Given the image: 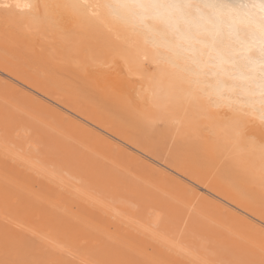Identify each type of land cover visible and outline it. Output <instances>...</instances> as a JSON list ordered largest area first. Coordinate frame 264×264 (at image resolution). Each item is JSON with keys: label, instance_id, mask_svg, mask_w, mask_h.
I'll use <instances>...</instances> for the list:
<instances>
[{"label": "bare ground", "instance_id": "obj_1", "mask_svg": "<svg viewBox=\"0 0 264 264\" xmlns=\"http://www.w3.org/2000/svg\"><path fill=\"white\" fill-rule=\"evenodd\" d=\"M115 2L0 0V76L12 78L0 77V98L9 103L0 102V156L12 161L3 170L23 190L39 182L46 207L35 206L31 197L23 219L32 223L37 214L43 227L56 220L63 242L115 237L133 257L145 255L141 261L130 255L124 264H264V120L247 110L214 106L186 73L161 61L142 33L117 17ZM86 29L95 30L96 38L84 35ZM57 90L73 114L59 107L61 99L50 98ZM164 111L174 119L166 133L190 155L182 164H161L144 149L129 151L123 139H134L132 132L121 138L126 123L139 133H161L153 120ZM27 127L34 128L29 137L20 133ZM41 129L51 133L45 148L35 145ZM249 134L256 143L246 151ZM193 181L205 190L199 192ZM2 200L11 210L8 196ZM170 200L182 206V214L170 209ZM144 201L166 216L159 231L147 226L145 209H138ZM188 211L185 226L172 223ZM22 236L0 225V264H28L8 251L19 250ZM52 238L28 246L35 263L76 264L51 251L58 247Z\"/></svg>", "mask_w": 264, "mask_h": 264}, {"label": "clouds", "instance_id": "obj_2", "mask_svg": "<svg viewBox=\"0 0 264 264\" xmlns=\"http://www.w3.org/2000/svg\"><path fill=\"white\" fill-rule=\"evenodd\" d=\"M113 12L214 106L264 120V0H116Z\"/></svg>", "mask_w": 264, "mask_h": 264}, {"label": "rangeland", "instance_id": "obj_3", "mask_svg": "<svg viewBox=\"0 0 264 264\" xmlns=\"http://www.w3.org/2000/svg\"><path fill=\"white\" fill-rule=\"evenodd\" d=\"M76 25H78V24L76 23ZM74 26H75V24L72 25V27H74ZM83 31L84 32H82V33L84 35L87 33V35H90V34L92 35L91 36L92 39H95L96 38V36H94L97 33L95 30L86 29V30H83ZM0 51H1V49H0ZM146 66H148V65H146ZM149 67H150L152 76H155V69H154V67H152L151 65H149ZM1 74L2 75H7L4 72L1 73ZM2 75L0 76V77H2V79H7V80L12 79V78H7V77H9L8 75L7 76H2ZM19 87H21L22 89L24 88L23 90H25V89L28 88L26 91H29V93H33L32 91H34V90H32L31 88H29L27 86H25V87L19 86ZM30 89H31V91H30ZM34 93H36V92L34 91ZM60 94L61 93L58 92V90H57V91L53 92L52 96L50 95L51 97L50 96L49 97L52 98V99L55 98L54 100H56V98L63 100V102L61 100H57L59 103L61 102L60 104L62 105V106L61 105L60 106L58 105V106L61 107V109H63V110H65V108H67L68 111L67 110H65V111L71 112V109L64 103V102L69 103L68 102L69 100L66 99V98H64ZM38 96H42V95L38 94ZM5 101L7 102V100H5ZM5 101L3 99L0 100V102L3 103V104L5 103V106H6L9 103L8 102L6 103ZM79 101H80V103L82 101L83 104L81 103V105L85 106L87 108V110L90 109L88 107V103L89 102H84V101H87V100H85L84 98H79ZM63 105H64L65 108H63ZM144 109H145V111H146L147 114L152 113V111H153V109L151 107H146L145 106ZM147 109H150V110H147ZM75 113L79 114L80 112L76 111ZM84 113H86V111ZM88 113L91 114V111L89 110ZM23 114L25 116H29L28 119H30V117L31 118H34L32 115H29L27 113L26 114L23 113ZM109 115H111V113H109ZM169 117H170L169 112L168 111H164L162 113V115H161V118H156L155 120H153V122L156 121V122H154V124H155L157 130L158 131H161V133H159V134L157 133V134H154V135H152L153 133H151V134L139 133L140 131L139 130H136V128L134 127V125H131L130 124L131 126H129V124H127V123L124 124L125 125V129L123 127L124 125L122 126L123 127L122 129H124L125 132L123 130V132H122L123 135L120 134L121 135V138L123 139V138L127 137L128 134H125V133L132 132L134 134V136H133L134 139L133 138H131V140L130 139L125 140L127 138L123 139L124 142L129 141L128 143L127 142L124 143L125 145H127L125 147H127L129 151H133V149H135V151H139L140 152V151H142L144 149L143 150L144 153L151 154L152 157L150 155H148V156H150V158L155 157L153 159H155V160L158 159L157 161H159V162L161 160V162H160L161 164L162 163L163 164L165 163L166 165H173L174 163H179V164L184 163L189 158L190 155H188L185 152V148L183 146H181L180 143L177 144V138H176V136H172L169 133L168 134L166 133L167 127L170 124H171V126L174 125V119L173 120L172 119H169ZM36 120H37V118H36ZM38 123H40V125L43 124V126H44V123H42L41 121H38ZM29 124L30 123H26L25 125H29ZM32 124H33L34 127L40 126V125H36L35 126L34 125L35 124L34 122H32ZM126 125H127V127H126ZM155 126L151 125V127H154V128H155ZM23 127H26V126H23ZM41 128H44V127H42V125H41ZM33 129L30 128V127H27V128H24L23 129L24 132L21 130L20 133H25L23 135H25V136H28L29 135L30 136L29 133L33 134L31 132V130L33 131ZM97 129H99V128H97ZM99 130L102 133L108 134L104 130L102 131V129H99ZM127 130H128V132H127ZM15 131H17V129ZM28 131H30V132H28ZM48 133H50V131L48 132L45 129H41L39 131V137H40L41 143H40L39 140L36 141V139H37L36 138L35 139V142H36L35 145L37 147H43V148L48 147V145H47L48 142H49ZM26 134H28V135H26ZM122 136H125V137H122ZM140 139H142V140L139 141ZM135 141H136V143H135ZM143 141L145 142V144H144ZM244 141H245V146L244 147H245L246 151L250 149V146H253L254 145L253 143H256V140H255L254 136L251 135V134H249ZM30 142L32 143V141H30ZM130 142L131 143H134V145L132 144L133 145L132 146L131 144H129ZM140 144L142 146H140ZM130 146L131 147H134V148L132 149ZM135 146H140L141 148L143 146H145V147H143L141 149L139 147L136 148ZM129 147L131 148V150H130ZM148 148H150V149L148 150ZM136 149H138V150H136ZM139 149H141V150H139ZM150 152H152V153H150ZM0 159L2 160V161L0 160L1 161L0 162V204L3 203L2 202L3 201L2 200V196L3 195H7L8 196V199H10V202L12 203L11 204L12 205L11 210H7L6 208L3 207L4 205H0V225L6 226V227L7 226L8 227H12L15 230H18V231L20 230L21 232H23V236L22 237H19V238H21L20 239V244H17V246L19 247L18 248L19 250H17L14 247H12L11 249H9L8 248V245H6V247L8 248V251H11V252L17 254V258L18 259L20 257H22L24 259V261L26 260V262L28 264H37V263H35V260L34 259H36V258L33 257V254L31 252L27 251V249H30L28 246H30L31 243L36 242L35 240H44V238H45L44 241H46V242L48 241L49 242L50 241L49 238H52V237H53L52 239H54V241H55L54 244L57 245L58 247H55V246L54 247H51L53 250H51V249L50 250L51 251H54V252H59V253L62 252V254L66 255V258L68 257L69 259H71L74 262H76V264H119V263H123V261L125 262L126 259L130 257L131 253H130V251L128 249L129 246H127L126 243H123L122 241H119V242L116 241L117 239L115 237H109L108 239L106 238L107 240L106 239L105 240H102L104 236L102 237L100 235V237H101L100 239L99 238L98 239H95V238L92 239L94 237L93 236V237H88L87 239H77L75 241H69L67 243L65 241L63 242L58 236H56L57 235V232H61V233L65 234V232H62L61 231L62 230V229H60L61 225L56 220H54V224L51 223V224L46 225V226L43 227L38 222L39 219L41 218V216L38 217V215L36 214L33 217L34 220H32V223H29L28 221H25L23 218H25V217L28 216V214H27V212H28L27 211L28 205L29 206H32V204H30V198L31 197H32V199H34L31 202L35 206H37L39 208L44 207L46 209L45 204L42 202V198L44 197V195L42 193L43 192V188L41 187V185H40L39 182L35 181V182H33V185L34 186L28 190V191H31V190H33V191L28 192L27 190L21 189L19 187V185L11 182V180L9 179V176H7V173L4 172L5 170H3V168L6 167L5 165L8 166V164H11L12 161L11 160L9 161L8 158L5 159L3 156H0ZM205 160H206V158H205ZM3 161H5V162H3ZM202 163H204V162H202ZM19 168H22V167L19 166ZM120 169H121V167H120ZM263 173H264V171H263ZM38 177L42 178V176H37V178ZM125 177H126V175H125ZM40 178L38 180H40ZM127 178H129V175H127ZM131 178H132V176L130 175V178L129 179H131ZM193 182H191V183H193L191 186L194 185L193 187L194 188H198L199 192L205 190V188L202 185H200L198 182H195V181H193ZM147 185H148L149 188H151V185L150 184H147ZM195 186H197V187H195ZM262 190H264V188ZM32 193H34V194H32ZM142 203H141L142 206H140L138 209H141L143 211L145 209V212L147 213V215L149 217V221H150V224H148L147 226H149V227H151L153 229H157L155 231H159L157 227H159L160 226L159 224H161V222H163L162 219L166 218V216L164 215L163 211L161 209H159L155 204L150 203L149 201H146V202L144 201ZM46 204H48V203L46 202ZM83 205H84V203L82 204L80 202L78 205L76 204L74 207L73 206L72 207H73V210L75 211V209H78V208H80V206H83ZM191 208L192 207H190V209ZM170 209H173L176 212L179 211V213L182 214V206L177 201H175V203H174L173 201L170 200ZM42 210H43V208H42ZM57 211L60 214H64V211L63 210H57ZM155 214L156 215L158 214V216L160 214V216H161V217L159 216L160 220H159V218ZM42 216H43V214H42ZM153 216H154V218H155V216L157 217L156 218V221L158 220L157 222L154 221L155 219L153 218ZM188 216H190V211H188L186 213V215L183 218V220H182V216H181V220H180V218L179 219H172L173 220L172 223L174 225L175 224H178L182 228L183 226L186 225V219L188 218ZM41 220H44V219H41ZM152 223H154V224H152ZM85 225L87 226L88 224H85ZM159 234H161V231L159 232ZM39 236L42 237V238L41 239H38ZM168 236H171V235L168 234ZM56 238H59L61 241L58 240V239H56ZM113 238H115L116 240L113 239ZM4 244H6V243H3V245ZM0 245H2V243ZM52 246H53V244H52ZM149 246H150V244L147 247L148 248L147 249V252L148 253H149V251L152 250V247L151 246L149 247ZM92 247L94 249H91ZM89 248H90V250H89ZM54 249H58V250H54ZM92 250H93V252H92ZM33 252L35 253V251H33ZM65 252H66V254H65ZM102 253H105V254H102ZM134 254H135L134 257L132 256L133 253L131 255L132 256V260H136L137 259V260L141 261L144 258V256H145L144 254H143L144 256H140V255H142L140 253H134ZM38 260H40V259H38ZM13 262H15V261H13ZM48 264H62V263H60V262H54L53 263V261H51V263L48 262ZM217 264H220V263L217 262ZM256 264H261V263L260 262H257Z\"/></svg>", "mask_w": 264, "mask_h": 264}]
</instances>
